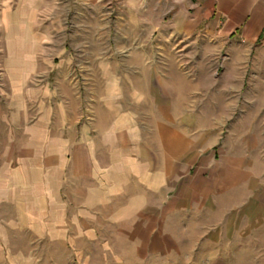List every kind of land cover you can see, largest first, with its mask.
Instances as JSON below:
<instances>
[{"label": "crops", "instance_id": "0c3cea01", "mask_svg": "<svg viewBox=\"0 0 264 264\" xmlns=\"http://www.w3.org/2000/svg\"><path fill=\"white\" fill-rule=\"evenodd\" d=\"M66 1L0 0V264H34V240L73 251L256 242L264 0H154L185 38L218 49L181 51L190 60L169 79L145 50L122 51L87 81L71 60L81 52L51 31ZM243 103L256 125L234 131L252 138L250 157L220 160L210 139L242 119Z\"/></svg>", "mask_w": 264, "mask_h": 264}, {"label": "rangeland", "instance_id": "374dc122", "mask_svg": "<svg viewBox=\"0 0 264 264\" xmlns=\"http://www.w3.org/2000/svg\"><path fill=\"white\" fill-rule=\"evenodd\" d=\"M155 4L154 0H97L96 3L82 0L76 4L67 0L51 15V18L57 17L60 21L51 25V31L66 34V48L71 52H81V58L71 60L77 62L78 73H82L83 81H87L90 72L93 75L96 73L99 79L106 62L110 64L113 61L114 66L121 65L124 61L122 51L145 50L147 65L161 66L162 76L169 79L174 76L176 62L185 66L190 60L185 57L176 58L175 55L181 51L218 49L216 43L195 42L185 38L180 24L170 22L168 3H163L159 9L154 8ZM63 20L65 25H62ZM159 20L160 26L152 24ZM213 65L211 63L209 67ZM210 68L206 69L208 77L212 73ZM241 97L249 98L250 90H242ZM252 110L250 104L243 103L241 113H238L242 119L223 123V133L219 139H210L211 150L219 149V159L223 158V151L226 156L238 154L250 157L249 144L252 138L235 137L237 133L234 130L236 128L245 132L256 125L250 116ZM258 125H262L263 134L253 140L259 146L257 164L264 165V119ZM244 171L250 176L248 167ZM255 171L263 172L261 169ZM255 236L256 242L226 241L211 244L209 248L194 249L193 243L188 245L185 242L160 240L156 241L155 249L148 247L137 250L127 248V244L122 243L118 244L121 248L111 251L61 250L58 244L34 240L31 252L34 264H264V226L258 228ZM152 245L151 242L149 246ZM176 247L180 249L176 250Z\"/></svg>", "mask_w": 264, "mask_h": 264}]
</instances>
